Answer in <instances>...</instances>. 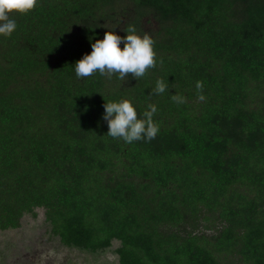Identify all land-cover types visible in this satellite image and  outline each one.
Returning a JSON list of instances; mask_svg holds the SVG:
<instances>
[{
    "label": "trees",
    "instance_id": "1",
    "mask_svg": "<svg viewBox=\"0 0 264 264\" xmlns=\"http://www.w3.org/2000/svg\"><path fill=\"white\" fill-rule=\"evenodd\" d=\"M120 1L157 22L156 66L137 80L78 78ZM9 17L0 231L43 209L67 248L118 241L114 264H264V0H37ZM122 99L138 119L156 106L155 139L107 136L103 105Z\"/></svg>",
    "mask_w": 264,
    "mask_h": 264
},
{
    "label": "clouds",
    "instance_id": "2",
    "mask_svg": "<svg viewBox=\"0 0 264 264\" xmlns=\"http://www.w3.org/2000/svg\"><path fill=\"white\" fill-rule=\"evenodd\" d=\"M37 5V0H0V35L10 36L16 29V21L9 14H27ZM124 37L114 32L105 31L102 40L91 44L92 51L85 54L75 63V74L78 78H86L99 72L101 76L111 79L114 75L120 80H126L129 74L133 79L143 77L148 69L156 66V53L153 50L154 40L145 33L143 37L136 34V29L129 26ZM123 44V49L120 45ZM168 88L163 80L156 82L154 94H162ZM198 99L203 100L202 82L196 83ZM172 101L178 104L185 102L181 95H172ZM103 119L107 122V136L119 138L131 144L134 141L155 139L159 126L153 120L157 108L149 104L148 109L138 119L137 111L128 100L104 103Z\"/></svg>",
    "mask_w": 264,
    "mask_h": 264
},
{
    "label": "rangeland",
    "instance_id": "3",
    "mask_svg": "<svg viewBox=\"0 0 264 264\" xmlns=\"http://www.w3.org/2000/svg\"><path fill=\"white\" fill-rule=\"evenodd\" d=\"M138 22L137 35L149 36L157 29V22L140 13L127 1L117 2L114 11L106 19L109 32L124 37L126 28ZM131 25V26H132ZM123 49V44L120 45ZM119 242L95 254L63 246L58 237L53 236L45 221L43 209H36L35 216L25 215L20 227L15 230L0 231V264H114L118 257L115 250Z\"/></svg>",
    "mask_w": 264,
    "mask_h": 264
}]
</instances>
